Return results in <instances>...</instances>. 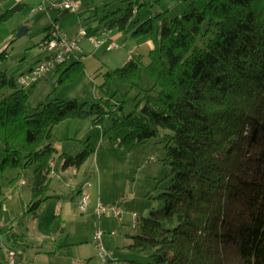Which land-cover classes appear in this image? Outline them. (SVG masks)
Masks as SVG:
<instances>
[{
  "label": "trees",
  "instance_id": "16d2710c",
  "mask_svg": "<svg viewBox=\"0 0 264 264\" xmlns=\"http://www.w3.org/2000/svg\"><path fill=\"white\" fill-rule=\"evenodd\" d=\"M133 14L131 2L104 28L122 31ZM154 18L161 22L160 40L145 67L154 85L126 114L125 103L112 108L110 97L32 107L35 84L22 87L0 69V176L18 170L14 185L36 165L31 200L18 221L38 216L46 201L59 197L51 194L54 126L87 117L98 124L120 110L123 118L112 128L129 132L119 143L132 146L168 131L171 166V183L159 195L163 206L135 224L130 245L150 261L128 264H264V0L193 1L173 18L164 11L147 19L133 35L151 32ZM68 63L53 70L59 84L74 80L84 66L80 57ZM141 63L132 55L108 70L101 89L108 93L113 77L135 85ZM90 154H66L63 166L80 167ZM12 229L0 226V238Z\"/></svg>",
  "mask_w": 264,
  "mask_h": 264
},
{
  "label": "rangeland",
  "instance_id": "374dc122",
  "mask_svg": "<svg viewBox=\"0 0 264 264\" xmlns=\"http://www.w3.org/2000/svg\"><path fill=\"white\" fill-rule=\"evenodd\" d=\"M15 1L0 0V16L10 13L6 20L0 21V53L4 50L7 53L6 58L0 57V69L6 70L15 79L20 74L15 72L18 66L44 59L48 54L41 42L53 19L60 20L63 32L69 38H75L82 27H85L87 35L76 54L84 64L81 73L74 80L62 84L58 83L59 75L55 72L45 75L32 88L31 106L37 107L54 99L93 104L110 97L114 104L112 108H116L119 102L125 103L126 114L142 97L143 91L154 85L145 67L150 62L152 50L149 41H154L156 46L160 40L161 22L154 18L151 32L139 36L133 35V32L162 10L173 18L186 10L189 3L198 0H132V6L139 12L132 15L126 29H109V37L120 33L115 39L120 46L117 49H107L106 46L96 48L88 37L95 32L101 33L105 24L124 15L131 0H93L98 15L83 23L76 22V14L67 13L63 8L40 9L41 0L22 1L18 7ZM48 13L51 14L49 18ZM62 13L65 15L62 16ZM27 23L32 27L18 36L21 28H27ZM132 55L140 56L142 61L135 85L113 77L109 92L101 89L105 73L124 66ZM74 60L72 58L68 64ZM122 118V112L118 110L98 124L93 117H87L64 120L54 126L52 143L58 154L51 175V194L59 197L46 201L39 215L30 216L26 223H19L18 219L31 200L36 165L26 168L14 185L11 180L19 174L18 170L7 168L0 176V226H13L9 232L16 233L17 240L9 245H14L21 254L24 252L31 264H104L102 251H111L112 256L106 260L118 264L150 261L147 255L132 251L130 245L136 233L134 223L149 216L151 210L163 206L159 195L171 183V166L167 162L164 142V136L169 132L161 129L155 137L127 146L119 142L129 129L124 126L112 128L114 120ZM84 150L91 154L80 167L64 168L66 154L76 156ZM2 158L3 152L0 151V162ZM23 180L26 185L22 184ZM81 188L83 193L79 192ZM88 192L89 207L87 211H82L79 198ZM20 193L22 211L14 215L5 210L4 203ZM99 202H117L123 210L122 218L112 212L97 213L95 207ZM97 232H101L100 238L96 237ZM2 239L3 249L0 252L4 259V244L8 243Z\"/></svg>",
  "mask_w": 264,
  "mask_h": 264
},
{
  "label": "built area",
  "instance_id": "2783aa9c",
  "mask_svg": "<svg viewBox=\"0 0 264 264\" xmlns=\"http://www.w3.org/2000/svg\"><path fill=\"white\" fill-rule=\"evenodd\" d=\"M48 0H42V7L45 6V3ZM52 7L57 9H66L69 11H75L78 9V1L77 0H56L51 4ZM101 37H98L101 35ZM109 29L103 28L101 33H94L89 37L91 43L96 47L106 46L107 49H117L120 46L118 43L109 37ZM86 37L85 28H81L78 32V35L73 38H67L56 26L53 27L48 33L47 37L42 42V47L50 53V60H40L38 61L30 71L19 76L17 78V82L22 87H30L40 79L43 78L44 75L53 71L58 65H61L67 61H69L72 57H76L78 51L81 50V42ZM89 194H82V200H79V208L82 211H87L89 207ZM95 211L100 215L106 214L108 212H112L114 216L118 218H122L123 210L120 205L116 203L105 204L103 202H99L95 207ZM101 232L96 233V237L100 238ZM102 247V244H99ZM102 256L105 257L104 264H108L112 262L115 264L113 260H106L107 257L112 256V252L108 251L107 253L102 251ZM6 264H31L28 261L18 259V253L15 249H10L8 252V259Z\"/></svg>",
  "mask_w": 264,
  "mask_h": 264
},
{
  "label": "crops",
  "instance_id": "0c3cea01",
  "mask_svg": "<svg viewBox=\"0 0 264 264\" xmlns=\"http://www.w3.org/2000/svg\"><path fill=\"white\" fill-rule=\"evenodd\" d=\"M22 1H26V0H16L15 2H18V4L16 5L17 7L18 6H20L21 4H22ZM29 1H33V0H29ZM35 1V0H34ZM54 1H56V0H48L46 3H45V6L44 7H42V0H41V5H40V9H51V8H54V7H52L51 6V4L54 2ZM78 1V9L77 10H75V11H69V10H66V12L68 13V12H71V14H76L75 15V19H76V22H80V23H83L84 21H86V20H91V19H94V18H96L95 16H97L98 15V11L96 10V8H94L93 7V0H77ZM132 1V0H131ZM132 5H133V1H132ZM56 9V8H55ZM165 10H162L161 12H164ZM65 12V13H66ZM139 11H138V8L136 9V8H134V13H138ZM160 12V13H161ZM65 13H62L63 15L62 16H64L65 15ZM51 14L50 13H48V18H49V16H50ZM52 19V18H51ZM53 24H55L56 25V27L61 31V32H63L64 31V28H63V26H62V24H61V22H60V20L59 19H57V18H55V19H53V23H52V25ZM32 26H30V24H28L27 23V30L24 32V33H26L27 31H29V29L31 28ZM48 28H50V26L49 27H47L46 28V31H47V29ZM82 28H85V27H82ZM86 30V29H85ZM110 31V30H109ZM23 33V34H24ZM96 33V32H95ZM63 34H64V32H63ZM46 33H45V36H44V38L46 37ZM65 35V34H64ZM78 35V34H77ZM119 36H120V33H118V34H113L111 37H112V39H116V38H119ZM67 37V36H66ZM86 37H87V35H86ZM85 37V38H86ZM110 37V38H111ZM44 38H43V40H44ZM67 38H69V37H67ZM84 38V39H85ZM89 38V37H88ZM70 39H73V38H70ZM83 39V40H84ZM43 40H42V42H43ZM82 40V41H83ZM116 41V40H115ZM42 42H41V44H42ZM149 44L151 45V47H152V49L154 48V46H155V43H154V41H149ZM42 46V45H41ZM82 46V45H81ZM45 49V48H44ZM44 52H45V50H44ZM46 53V52H45ZM49 54V53H48ZM48 54L45 56V57H47L48 56ZM72 58H75V60H77L78 58H77V55H76V57H72ZM71 58V59H72ZM70 59V60H71ZM80 59H81V57H80ZM40 60H42L41 58L39 59V60H36V62H28V63H25L24 65H21V66H18L16 69V71L15 72H17V73H20L19 75H18V77L19 76H21V75H23V74H25V73H27L28 71H30L31 70V68L38 62V61H40ZM69 60V61H70ZM82 60V59H81ZM53 71H51V72H49V73H52ZM49 73H47V74H49ZM46 74V75H47ZM45 76V75H44ZM43 76V77H44ZM17 77V78H18ZM37 83V82H36ZM35 83V84H36ZM34 85V84H33ZM55 162H53V169H54V166H55V164H54ZM22 184L23 185H26L27 184V182L25 181V180H23L22 181ZM22 188H24V187H22ZM79 192L80 193H83L84 192V189L83 188H81L80 190H79ZM78 192V193H79ZM88 194H89V192H88ZM54 195V194H53ZM20 196H21V193L20 194H14V196H12V197H9L7 200H6V202L4 203V206H5V210L7 211V210H9L10 211V213H14V215H17L16 213H17V211H18V213L20 212V211H22L21 209H22V206H23V204H22V199L20 198ZM89 196H90V194H89ZM1 226H3V225H1ZM4 235V234H3ZM3 235L1 236V238H0V251L3 249V244H1V239H2V237H3ZM17 240V238H16V233H11V232H7L6 233V236L2 239L3 241L5 240V242H7L8 243V245H6V244H4V247H5V257H4V259L3 258H1V252H0V264H6V261H7V259H8V252H9V250L10 249H15V246L13 245V246H10L9 244L10 243H12L13 242V240ZM16 250V249H15ZM24 250V249H23ZM17 251V253H18V259H20V260H24V261H28L27 260V258H25V254H24V252L21 254L18 250H16ZM28 262H30V261H28ZM31 263V262H30Z\"/></svg>",
  "mask_w": 264,
  "mask_h": 264
},
{
  "label": "bare ground",
  "instance_id": "6f19581e",
  "mask_svg": "<svg viewBox=\"0 0 264 264\" xmlns=\"http://www.w3.org/2000/svg\"><path fill=\"white\" fill-rule=\"evenodd\" d=\"M42 60H50V53L48 54L47 57H45L44 59ZM79 200H82V195L80 196ZM136 224V222L134 223V225ZM115 264H118L117 262H115Z\"/></svg>",
  "mask_w": 264,
  "mask_h": 264
},
{
  "label": "water",
  "instance_id": "95a60500",
  "mask_svg": "<svg viewBox=\"0 0 264 264\" xmlns=\"http://www.w3.org/2000/svg\"><path fill=\"white\" fill-rule=\"evenodd\" d=\"M26 30H27V28H26V27H24V28H21V29L19 30V32H18V36H21V35H23V33H24Z\"/></svg>",
  "mask_w": 264,
  "mask_h": 264
}]
</instances>
